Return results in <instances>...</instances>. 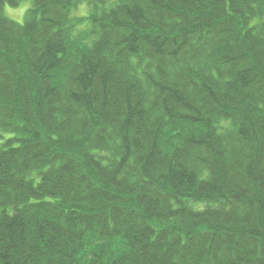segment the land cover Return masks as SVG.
<instances>
[{
    "label": "trees",
    "instance_id": "1",
    "mask_svg": "<svg viewBox=\"0 0 264 264\" xmlns=\"http://www.w3.org/2000/svg\"><path fill=\"white\" fill-rule=\"evenodd\" d=\"M21 1L0 264H264V0Z\"/></svg>",
    "mask_w": 264,
    "mask_h": 264
},
{
    "label": "rangeland",
    "instance_id": "2",
    "mask_svg": "<svg viewBox=\"0 0 264 264\" xmlns=\"http://www.w3.org/2000/svg\"><path fill=\"white\" fill-rule=\"evenodd\" d=\"M31 1L32 0H23L21 1L17 6H11L9 4H5L3 11L4 14L12 19L15 22L22 23L25 18V13L27 9L31 6ZM89 11V6L86 3H81L76 10L72 12L73 17H78L82 19L80 21V24L78 26V31L83 32L82 29L85 28V24L83 22L84 15H86Z\"/></svg>",
    "mask_w": 264,
    "mask_h": 264
}]
</instances>
